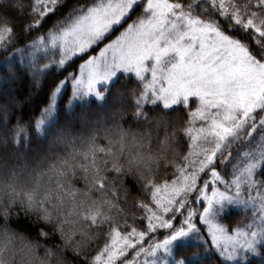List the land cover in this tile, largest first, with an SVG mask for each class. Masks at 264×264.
<instances>
[{
    "label": "snow or ice",
    "instance_id": "obj_1",
    "mask_svg": "<svg viewBox=\"0 0 264 264\" xmlns=\"http://www.w3.org/2000/svg\"><path fill=\"white\" fill-rule=\"evenodd\" d=\"M106 39L25 117L16 57L39 85ZM0 60V146L91 129L62 135L31 186L0 185L39 236L79 264H264V0H0ZM13 239L0 232V264Z\"/></svg>",
    "mask_w": 264,
    "mask_h": 264
},
{
    "label": "clouds",
    "instance_id": "obj_2",
    "mask_svg": "<svg viewBox=\"0 0 264 264\" xmlns=\"http://www.w3.org/2000/svg\"><path fill=\"white\" fill-rule=\"evenodd\" d=\"M104 118L105 113L101 110L91 119L97 121ZM90 130V127L69 123L53 128L36 145H26L23 149L11 144L0 146V185L17 183L31 186L32 178L64 153L65 145L59 142L62 135L71 133L73 137H78L87 135ZM4 205L13 210L6 217L0 213V232L7 231L14 235V239L3 254L2 264H79L78 252L82 254L81 250L66 244L59 238V233L45 238L23 226L22 221H26L36 227L33 218L23 211L19 197L13 203L6 193L0 191V207ZM16 208L21 211L17 213Z\"/></svg>",
    "mask_w": 264,
    "mask_h": 264
},
{
    "label": "trees",
    "instance_id": "obj_3",
    "mask_svg": "<svg viewBox=\"0 0 264 264\" xmlns=\"http://www.w3.org/2000/svg\"><path fill=\"white\" fill-rule=\"evenodd\" d=\"M75 2L76 0H68L69 4H73ZM67 10V7H64L60 10L59 13L51 14L47 19V23L49 24V26L56 22L58 18L57 15H67ZM109 41L110 40L106 39L105 41H102L101 43L95 45V47L90 49L87 53L74 57L69 62V64L65 66L64 70L56 69L55 66H53V68L47 70L46 73L41 76L39 85L34 84L31 72L28 70V58L25 57V62L23 65H21L19 57H16V60L13 64V67L17 70V79L15 80L14 86L15 94L21 99H26L29 95H31V100L27 101L23 109L25 117L27 118L28 116H38L40 109L45 106V101L48 98L49 87L51 86V84L54 81L62 79L67 71H77L80 63H83L89 55H96L102 48V46L108 43ZM46 59V56L41 53L38 54L37 62H46ZM8 72V64L0 60V102L5 99L3 93L8 86ZM64 95L65 97H70V86L66 87V89L64 90ZM63 118L64 113H61V119ZM83 186L84 181L79 180V182L77 183V187L82 188ZM235 218L239 219V216ZM22 224L25 228L29 229L30 231H35L33 225L27 223L26 221H22Z\"/></svg>",
    "mask_w": 264,
    "mask_h": 264
},
{
    "label": "rangeland",
    "instance_id": "obj_4",
    "mask_svg": "<svg viewBox=\"0 0 264 264\" xmlns=\"http://www.w3.org/2000/svg\"><path fill=\"white\" fill-rule=\"evenodd\" d=\"M121 31H122V30H121ZM118 34H119V33H118V32H116V34H115V35H118ZM110 35H111V34H110ZM115 35H111V38H112V39H114V38H115ZM109 42H110V41H109ZM103 46H104V45H103ZM103 46H102V47H103ZM93 47H95V45H94ZM98 53H99V52H98ZM98 53H97L96 55H98Z\"/></svg>",
    "mask_w": 264,
    "mask_h": 264
}]
</instances>
